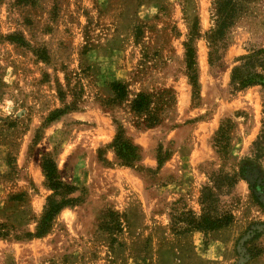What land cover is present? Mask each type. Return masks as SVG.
I'll return each mask as SVG.
<instances>
[{"label":"rangeland","instance_id":"rangeland-1","mask_svg":"<svg viewBox=\"0 0 264 264\" xmlns=\"http://www.w3.org/2000/svg\"><path fill=\"white\" fill-rule=\"evenodd\" d=\"M212 1L0 0V264H264V237L255 258L237 254L247 226L264 220L244 180L222 197L227 226L170 225L173 207L199 213L208 175L235 173L261 126L264 90L229 82L238 57L264 48V0L249 3L211 65ZM140 93L148 105L135 112ZM55 109L63 114L49 121ZM221 123L231 126L225 159L213 146ZM117 136L137 147L129 166ZM45 159L76 189L52 190ZM254 173L264 176V159ZM50 197L75 202L32 236Z\"/></svg>","mask_w":264,"mask_h":264},{"label":"trees","instance_id":"trees-1","mask_svg":"<svg viewBox=\"0 0 264 264\" xmlns=\"http://www.w3.org/2000/svg\"><path fill=\"white\" fill-rule=\"evenodd\" d=\"M255 0H213L211 19L213 27L208 35L209 39V64L217 63L221 56V50L226 48L227 33L236 23L239 17L247 11L249 3ZM19 44H24L22 39L14 36L9 37ZM238 63L232 68L230 86L234 92L246 87L259 85L264 90V48L251 49L245 55L237 58ZM185 63L188 77L197 95V71L195 52L193 47L186 45ZM116 98H123L126 95L125 86L116 81L109 84ZM146 95L140 93L132 102V109L135 112L142 111L148 105ZM146 109V108H145ZM64 109H55L49 115L48 120L53 121L63 114ZM230 124L221 123L213 137V146L217 154L227 158L229 150ZM113 149L121 164L129 166L133 161L138 160L137 147L129 142L123 141L117 136L113 140ZM264 159V103L262 105V119L260 130L252 141L248 154L239 161L235 173L226 172L222 167L213 170L208 175V181L200 188L199 213L192 210H183L173 207L170 212V225L174 231L190 232L199 231L209 233L227 226L232 220L229 210L221 206L222 197L230 193L238 180L246 181L253 203L264 215V176L255 175L254 170L258 163ZM158 159V166L161 165ZM44 175L52 190L63 189L72 191L74 185L63 184L57 175L56 165L51 159H45L42 163ZM75 202L73 199H57L50 197L46 199L43 208V215L34 235L40 237L48 229L50 222L55 215L66 205ZM264 237V220L247 226L237 241V254L241 257L255 258L261 253V249L255 245V241Z\"/></svg>","mask_w":264,"mask_h":264}]
</instances>
